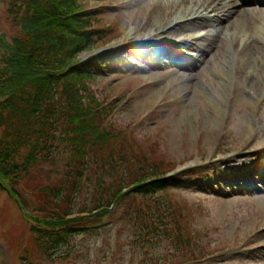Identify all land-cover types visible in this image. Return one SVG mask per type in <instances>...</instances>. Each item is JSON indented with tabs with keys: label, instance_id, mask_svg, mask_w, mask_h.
I'll use <instances>...</instances> for the list:
<instances>
[{
	"label": "rangeland",
	"instance_id": "1",
	"mask_svg": "<svg viewBox=\"0 0 264 264\" xmlns=\"http://www.w3.org/2000/svg\"><path fill=\"white\" fill-rule=\"evenodd\" d=\"M10 2L0 0V37L7 40L21 29L15 20L23 13L17 15ZM159 2L77 0L91 12V24L104 30L79 56L93 68L84 85L106 105L113 125L133 135L137 162L145 169L159 166L174 186L158 191L196 215L200 228L208 231L205 240L214 256L223 250L214 264H264V184L259 180L264 176V77L257 86L260 71L249 73L263 62L259 54L240 53L246 35H257L236 23L242 28L239 45L225 46L223 54L209 49L202 57L200 49L178 45L180 38L206 31L195 24L176 35L165 33L171 29L167 26L145 42L156 23L149 6ZM140 4L141 14L132 15ZM256 7L264 13V3ZM260 45L264 57L262 40ZM166 46L185 54L187 66H168V60L157 64L154 51ZM238 71L248 77L240 79ZM252 86L255 96L249 92ZM3 94L0 87V100ZM252 166L241 178L239 170ZM53 169L38 163L23 176L18 194L15 185L0 179V264H137L126 232L118 231L114 206L104 218L109 225L98 234L76 233L70 245L58 250L73 247L68 255L55 254L52 260L44 251L32 229L39 220L32 210L40 204L39 189L57 182L60 175ZM20 197L24 201L18 202Z\"/></svg>",
	"mask_w": 264,
	"mask_h": 264
},
{
	"label": "trees",
	"instance_id": "2",
	"mask_svg": "<svg viewBox=\"0 0 264 264\" xmlns=\"http://www.w3.org/2000/svg\"><path fill=\"white\" fill-rule=\"evenodd\" d=\"M10 8L23 13L18 33L0 37V179L18 194L38 163L60 175L39 189L40 204L30 211L39 216L32 229L44 251L52 260L71 253V246L58 250L76 233L109 225L112 205L137 264L216 263L223 250L214 256L196 215L158 191L172 186L160 167L137 162L133 135L113 125L84 85L93 68L79 56L104 31L92 27L91 12L77 0H11Z\"/></svg>",
	"mask_w": 264,
	"mask_h": 264
},
{
	"label": "bare ground",
	"instance_id": "3",
	"mask_svg": "<svg viewBox=\"0 0 264 264\" xmlns=\"http://www.w3.org/2000/svg\"><path fill=\"white\" fill-rule=\"evenodd\" d=\"M242 1L240 4L235 0L230 2V0H160L159 3H154L149 6L150 12L154 11V19L156 16V23L153 25L151 31H149L144 37L155 38V35L161 34L160 32L165 31L164 29L167 26H170L165 31L167 34L176 35L177 32H185L189 29L185 26L195 24L198 27L206 28L204 34L199 36L187 35L180 38L178 45L184 46L186 49L191 46L200 49L201 54L199 57H202L205 52H208L209 49H217V52L223 54V49L225 46L239 45V32L242 28L251 29L252 32L257 35V37H252L251 34H247L243 42L242 49L240 53L246 55L250 53L251 55L259 54L263 62V65L252 66V69L249 70V73L260 71L261 76L259 75L256 82L258 86V81H260L264 76V57L261 51L260 40L264 43V13L261 10L256 9L257 7H245ZM247 3L259 4L264 3V0H248ZM140 6V7H139ZM137 8H134L132 15H139L143 11V4H140ZM176 7V10L173 11V8ZM163 11V12H162ZM238 24L242 28L236 27L235 24ZM253 35V34H252ZM198 38H204L206 42L198 44L196 43ZM154 54L158 60L157 64H164V61L169 63L168 66H171L172 63L180 67L187 66L190 60L188 58L180 56L179 52L171 47H163L161 49L155 50ZM240 79L248 77L242 74L241 71H238ZM253 86L250 87L249 92L255 96L256 92L253 90ZM214 127V123H212ZM263 163V162H262ZM259 167L261 166V164ZM240 169L241 178L244 179L247 176L251 169ZM242 179V180H243ZM260 182L264 184V176H260Z\"/></svg>",
	"mask_w": 264,
	"mask_h": 264
},
{
	"label": "water",
	"instance_id": "4",
	"mask_svg": "<svg viewBox=\"0 0 264 264\" xmlns=\"http://www.w3.org/2000/svg\"><path fill=\"white\" fill-rule=\"evenodd\" d=\"M29 264H34L33 262H30Z\"/></svg>",
	"mask_w": 264,
	"mask_h": 264
}]
</instances>
